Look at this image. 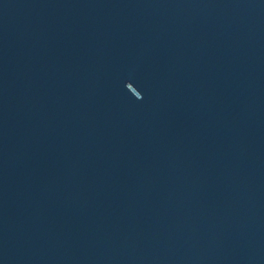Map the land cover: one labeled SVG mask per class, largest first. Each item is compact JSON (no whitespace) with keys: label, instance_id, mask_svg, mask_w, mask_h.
<instances>
[{"label":"water","instance_id":"water-1","mask_svg":"<svg viewBox=\"0 0 264 264\" xmlns=\"http://www.w3.org/2000/svg\"><path fill=\"white\" fill-rule=\"evenodd\" d=\"M0 264H264V0H0Z\"/></svg>","mask_w":264,"mask_h":264}]
</instances>
